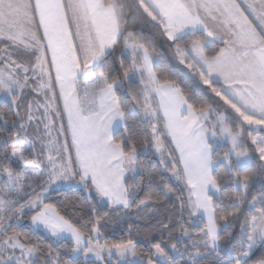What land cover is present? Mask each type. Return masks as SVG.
Segmentation results:
<instances>
[{
    "label": "snow or ice",
    "instance_id": "6c2138e0",
    "mask_svg": "<svg viewBox=\"0 0 264 264\" xmlns=\"http://www.w3.org/2000/svg\"><path fill=\"white\" fill-rule=\"evenodd\" d=\"M0 264H264V0H0Z\"/></svg>",
    "mask_w": 264,
    "mask_h": 264
},
{
    "label": "trees",
    "instance_id": "16d2710c",
    "mask_svg": "<svg viewBox=\"0 0 264 264\" xmlns=\"http://www.w3.org/2000/svg\"><path fill=\"white\" fill-rule=\"evenodd\" d=\"M158 51L161 53L162 56H168L170 57V51L167 49V46H162L158 48ZM82 193L77 188H68L62 190L59 194H53V197L51 199V203H55L57 207L63 212H71L72 207L70 202H74L77 200L78 197H80ZM87 211V209H85ZM102 231L105 232V238L112 240L118 238L121 233L119 231L112 232L111 228L105 230L102 229ZM257 255H260L259 252H257ZM66 259L68 257H65Z\"/></svg>",
    "mask_w": 264,
    "mask_h": 264
},
{
    "label": "rangeland",
    "instance_id": "374dc122",
    "mask_svg": "<svg viewBox=\"0 0 264 264\" xmlns=\"http://www.w3.org/2000/svg\"><path fill=\"white\" fill-rule=\"evenodd\" d=\"M68 188H76V187H74V186H66L65 189H68ZM93 259H94V258H93Z\"/></svg>",
    "mask_w": 264,
    "mask_h": 264
},
{
    "label": "crops",
    "instance_id": "0c3cea01",
    "mask_svg": "<svg viewBox=\"0 0 264 264\" xmlns=\"http://www.w3.org/2000/svg\"><path fill=\"white\" fill-rule=\"evenodd\" d=\"M170 55H171V53H170Z\"/></svg>",
    "mask_w": 264,
    "mask_h": 264
}]
</instances>
